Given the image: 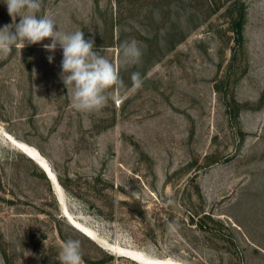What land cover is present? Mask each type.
Instances as JSON below:
<instances>
[{
	"label": "rangeland",
	"instance_id": "1",
	"mask_svg": "<svg viewBox=\"0 0 264 264\" xmlns=\"http://www.w3.org/2000/svg\"><path fill=\"white\" fill-rule=\"evenodd\" d=\"M45 14L114 63L134 38L142 62L121 68L126 87L105 108L82 113L60 79L62 49L43 47L50 39L0 55V264H60L68 239L84 264H138L65 210L156 258L264 264V0H42ZM12 23L0 0V28ZM10 137L41 153L61 195Z\"/></svg>",
	"mask_w": 264,
	"mask_h": 264
},
{
	"label": "clouds",
	"instance_id": "2",
	"mask_svg": "<svg viewBox=\"0 0 264 264\" xmlns=\"http://www.w3.org/2000/svg\"><path fill=\"white\" fill-rule=\"evenodd\" d=\"M13 23L0 28V55L10 54L26 45L38 44L45 39L46 51L54 53L62 49L60 79L67 88L73 108L82 113H92L105 108L115 92L125 89L121 68L139 65L143 51L136 39L125 40L119 45L120 62L114 63L101 55L102 48L95 50L94 39H86L82 30L62 32L55 20L47 14L38 16L42 0H3ZM19 17V23L16 19ZM54 57L48 56L51 63ZM35 73V69L33 70ZM144 80L140 72L131 74V88L139 90ZM175 201L168 200V204ZM169 229L178 228L175 223ZM60 264H84L79 240L68 239L62 243L59 252Z\"/></svg>",
	"mask_w": 264,
	"mask_h": 264
},
{
	"label": "bare ground",
	"instance_id": "3",
	"mask_svg": "<svg viewBox=\"0 0 264 264\" xmlns=\"http://www.w3.org/2000/svg\"><path fill=\"white\" fill-rule=\"evenodd\" d=\"M10 141L12 144L17 147L21 152L26 154L29 158L34 160L43 170L47 169L49 176L48 178L55 184V189L57 192V195H61L59 193V184L55 178V176L52 173L51 168L49 167L47 161L44 159V157L41 155V153L33 146L17 140L13 137H10ZM50 168V169H49ZM45 171V170H44ZM51 176V177H50ZM61 198V197H60ZM59 198V199H60ZM63 201V200H62ZM65 214L68 217V220L72 226H74L77 230H79L81 233H83L86 237L89 239L99 243L102 245L104 248L108 249L109 251L117 254V255H122L130 260L135 261L138 264H183L179 261L173 260L171 258H156L148 253L139 250V249H134L131 247H123L117 244H114L112 242H109L102 238L97 231L90 227L89 225L85 224L84 222L80 221L79 219L73 217L67 210H65Z\"/></svg>",
	"mask_w": 264,
	"mask_h": 264
},
{
	"label": "trees",
	"instance_id": "4",
	"mask_svg": "<svg viewBox=\"0 0 264 264\" xmlns=\"http://www.w3.org/2000/svg\"><path fill=\"white\" fill-rule=\"evenodd\" d=\"M245 21V12L244 8L238 14V17L233 22V32L235 34V40L237 44L243 43V26ZM61 183L68 189L67 185L63 182V179L60 177Z\"/></svg>",
	"mask_w": 264,
	"mask_h": 264
},
{
	"label": "water",
	"instance_id": "5",
	"mask_svg": "<svg viewBox=\"0 0 264 264\" xmlns=\"http://www.w3.org/2000/svg\"><path fill=\"white\" fill-rule=\"evenodd\" d=\"M50 169V168H49ZM45 170V172H46V174H48V176H49V173H48V171H47V169H44ZM52 173H53V171H52ZM53 175L55 176V178H56V175L53 173ZM51 177V176H50ZM56 180H57V178H56ZM58 182V181H57Z\"/></svg>",
	"mask_w": 264,
	"mask_h": 264
}]
</instances>
